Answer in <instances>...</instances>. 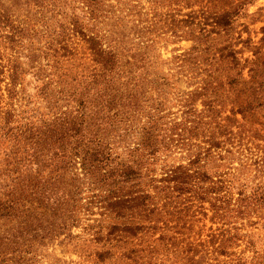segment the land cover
Wrapping results in <instances>:
<instances>
[{
	"label": "trees",
	"instance_id": "obj_1",
	"mask_svg": "<svg viewBox=\"0 0 264 264\" xmlns=\"http://www.w3.org/2000/svg\"><path fill=\"white\" fill-rule=\"evenodd\" d=\"M258 1L0 0V264H264Z\"/></svg>",
	"mask_w": 264,
	"mask_h": 264
},
{
	"label": "rangeland",
	"instance_id": "obj_2",
	"mask_svg": "<svg viewBox=\"0 0 264 264\" xmlns=\"http://www.w3.org/2000/svg\"><path fill=\"white\" fill-rule=\"evenodd\" d=\"M141 1V5H145V6H148L149 4L147 3V0H140ZM250 12H251V16L247 19H245L243 21V23H246L248 29L250 30L251 32V35L254 37V40L255 41H258L262 36L263 34L261 33L260 29L261 27L264 26V0H260L258 1L255 5L251 6L250 7ZM242 28V27H241ZM240 28V29H241ZM244 37L247 36V33H244L243 34ZM162 41V40H159V42ZM168 48L167 50L164 49L163 45H164V42L159 44L160 45V48L162 50V53L164 55L165 58H168L169 59V62H172V57H173V48H180L179 51H177L176 53L179 54V53H182L184 50L186 49H189L192 45V41H188V40H182L181 42H178V43H172V42H169L168 43ZM83 46V44L81 45ZM264 45H262L263 47ZM252 49V48H251ZM251 49H248L246 50V53H245V57L249 56L251 58H253V51ZM0 51L2 52L3 51V44H0ZM82 53H85L84 50H82ZM164 69L166 71H169V69H173V64H166V65H163ZM172 74H175L176 77H179L180 78V81H179V90H189V86H188V82H187V79H185L183 76L181 75H178L176 74V70L173 69L171 71ZM28 79H31L30 76H28ZM35 84L36 82L34 81H31L30 85H28V92L30 94H34L35 93ZM201 107V105H200ZM172 110L173 111H177V107L176 106H172ZM254 121L258 120L257 117H254L253 118ZM263 121V120H262ZM264 122V121H263ZM263 128V133H264V125L262 126ZM179 156V155H178ZM176 160V159H174ZM94 217L98 218L99 215H95V216H90L89 218H93ZM198 217H201V216H198ZM203 224L206 225L205 228H208L211 224L210 222L208 221H202V222H199L197 223V228L196 229H199V228H202ZM260 231H263V230H259L257 232H260ZM73 233L74 234H81L82 233V228L81 227H75L73 228ZM77 241L74 240L73 243L69 244V245H59V244H55L54 246H52V248L49 249V251H52L53 249L55 250L56 254L62 258L63 260H67V261H71V260H74V261H77L80 259L79 257V253H80V245H81V242L78 246L75 247V243ZM95 248H99V246H96L95 244L91 246V250L95 249Z\"/></svg>",
	"mask_w": 264,
	"mask_h": 264
}]
</instances>
